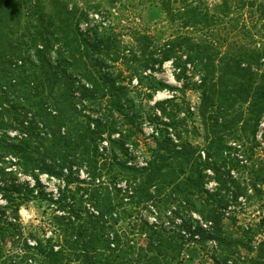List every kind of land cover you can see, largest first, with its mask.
Returning a JSON list of instances; mask_svg holds the SVG:
<instances>
[{"label":"trees","instance_id":"obj_1","mask_svg":"<svg viewBox=\"0 0 264 264\" xmlns=\"http://www.w3.org/2000/svg\"><path fill=\"white\" fill-rule=\"evenodd\" d=\"M125 1L0 0V264H182L190 242L228 243L227 203L208 184L237 183L218 141L249 124L255 137L264 115V0ZM146 6L177 28L159 45L139 33L127 44L112 16ZM167 63L181 88L152 76ZM160 88L199 93L204 147L144 111ZM176 112L187 126L191 112ZM159 120L144 153L140 127ZM44 176L64 187L47 191ZM36 200L71 208L55 219L67 221L60 237H25L20 209Z\"/></svg>","mask_w":264,"mask_h":264},{"label":"rangeland","instance_id":"obj_2","mask_svg":"<svg viewBox=\"0 0 264 264\" xmlns=\"http://www.w3.org/2000/svg\"><path fill=\"white\" fill-rule=\"evenodd\" d=\"M202 1L209 7L221 2V0ZM133 2L136 0L125 1V4L129 6ZM105 6L110 7L107 4ZM112 20L116 28L126 36L127 44L132 43L135 34L139 33L149 35L159 45L168 40L177 28L168 21L163 11L150 6L138 9L127 7L125 11L114 13ZM260 30L264 34V28ZM117 69L119 71L126 68L119 63ZM126 75L128 73H125ZM174 75L172 64L167 63L162 72H157L152 76L159 81L181 88L182 83L176 81ZM136 81L135 78L134 84ZM174 95L178 97L176 102L178 104L175 102L165 104L162 107L165 112L156 105L157 102L172 98ZM198 107L199 93L190 89L173 92L160 88L154 97L147 98L144 102V111L148 115L156 114L162 118V120L160 118L161 121L175 122L176 126L172 127L171 133L174 134V131H177L183 141H190L195 146L204 147L205 129L203 121L198 115ZM180 108L182 111H189L192 114V116L188 115L191 118L188 120L187 126L185 123H181L184 114L180 112L174 116ZM246 118L249 119V116ZM160 120L152 123L146 122L140 127L142 132L138 134L137 139L144 153L156 146L153 136L158 135L157 129L162 131L163 125ZM218 166L222 168L223 172L230 171L237 179V183L232 185L230 190L222 188L213 181L208 184L211 192L217 194L218 205L222 200L227 203L219 211L224 215L221 230L228 243L220 245L218 242L200 240L190 242L183 253L182 264H264V115L255 137L252 136V125L249 124L246 126V130H236L233 135H227L218 141ZM42 180L46 190L50 192L64 187L61 181L46 176ZM71 189L74 193L76 192L75 194L80 192L78 185H73ZM0 204L3 205L4 200L0 199ZM70 209L60 211L50 202L41 200L24 204L19 214L25 237H29L30 233L41 238L60 237L61 229H65L64 225L67 221H56L55 219H73L69 213ZM142 214L152 221L155 220V216L149 213V209H143ZM193 214L196 213L193 212ZM196 216L199 218L198 214ZM163 220L171 221L172 219ZM208 225V223L204 224L206 228L210 226ZM22 242L20 241V244ZM14 244L13 240L9 241L4 249L5 257L13 252Z\"/></svg>","mask_w":264,"mask_h":264},{"label":"built area","instance_id":"obj_3","mask_svg":"<svg viewBox=\"0 0 264 264\" xmlns=\"http://www.w3.org/2000/svg\"><path fill=\"white\" fill-rule=\"evenodd\" d=\"M203 226H204V224H203ZM207 226V225H206ZM205 227V226H204ZM198 238V237H197Z\"/></svg>","mask_w":264,"mask_h":264}]
</instances>
